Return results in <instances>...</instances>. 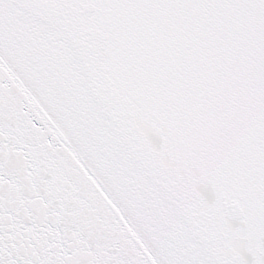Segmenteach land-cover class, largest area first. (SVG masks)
I'll use <instances>...</instances> for the list:
<instances>
[{
	"label": "snow or ice",
	"instance_id": "obj_1",
	"mask_svg": "<svg viewBox=\"0 0 264 264\" xmlns=\"http://www.w3.org/2000/svg\"><path fill=\"white\" fill-rule=\"evenodd\" d=\"M0 264H264V0H0Z\"/></svg>",
	"mask_w": 264,
	"mask_h": 264
}]
</instances>
